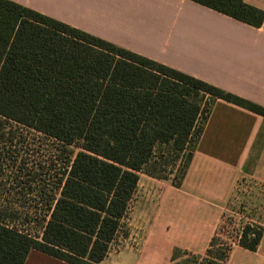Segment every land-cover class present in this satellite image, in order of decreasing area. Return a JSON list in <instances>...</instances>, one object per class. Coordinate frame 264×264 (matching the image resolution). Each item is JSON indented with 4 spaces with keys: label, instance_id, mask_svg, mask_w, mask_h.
I'll use <instances>...</instances> for the list:
<instances>
[{
    "label": "trees",
    "instance_id": "16d2710c",
    "mask_svg": "<svg viewBox=\"0 0 264 264\" xmlns=\"http://www.w3.org/2000/svg\"><path fill=\"white\" fill-rule=\"evenodd\" d=\"M189 1L255 28L264 19L243 0ZM206 99L264 117L263 106L0 0V169L15 164L19 126L55 140L65 167L58 195L32 230L13 202L0 200V264H24L31 250L67 264H101L124 231L139 174L167 178L181 163L172 177L180 184ZM261 236L260 226L246 224L236 244L254 251ZM218 243L211 240L202 264H224L231 245Z\"/></svg>",
    "mask_w": 264,
    "mask_h": 264
},
{
    "label": "crops",
    "instance_id": "0c3cea01",
    "mask_svg": "<svg viewBox=\"0 0 264 264\" xmlns=\"http://www.w3.org/2000/svg\"><path fill=\"white\" fill-rule=\"evenodd\" d=\"M10 1L264 107V19L255 28L189 0ZM243 1L264 12V0ZM241 183L260 193L246 219L262 236L254 251L230 244L224 264H264V117L209 100L180 184L139 174L124 231L101 264L204 257L211 240L222 238L228 201ZM24 264L67 263L31 250Z\"/></svg>",
    "mask_w": 264,
    "mask_h": 264
},
{
    "label": "rangeland",
    "instance_id": "374dc122",
    "mask_svg": "<svg viewBox=\"0 0 264 264\" xmlns=\"http://www.w3.org/2000/svg\"><path fill=\"white\" fill-rule=\"evenodd\" d=\"M18 128L16 131L21 134L19 140L22 143L14 153L15 164L10 163L8 167L2 165L0 169V200L13 202L12 210L19 213L20 220L28 218L30 221L26 228L32 230L35 226L34 218L42 219L47 215V200L55 198L59 193L60 180L63 179L65 171L64 159L55 140L20 126ZM69 150L76 152L79 150L78 145L70 146ZM180 166L181 163L169 177L178 174ZM241 184L234 187L232 197L228 201L227 217L221 224L226 226L220 230L221 233L219 232L222 238L217 239L221 248L238 239L242 226L247 223L257 226L246 218L256 213L260 193L250 189L245 183ZM41 193H44V198L40 197ZM136 200L137 198L133 201ZM132 205L134 203L131 207ZM202 258L182 254L179 263L176 264H202Z\"/></svg>",
    "mask_w": 264,
    "mask_h": 264
},
{
    "label": "built area",
    "instance_id": "2783aa9c",
    "mask_svg": "<svg viewBox=\"0 0 264 264\" xmlns=\"http://www.w3.org/2000/svg\"><path fill=\"white\" fill-rule=\"evenodd\" d=\"M247 224H249V223H247ZM250 225H252V224H250ZM258 226V225H257ZM242 228H243V226L240 228V230H242Z\"/></svg>",
    "mask_w": 264,
    "mask_h": 264
}]
</instances>
